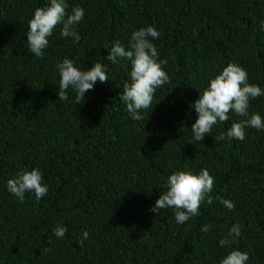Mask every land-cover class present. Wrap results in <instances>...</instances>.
I'll use <instances>...</instances> for the list:
<instances>
[{"label": "trees", "instance_id": "16d2710c", "mask_svg": "<svg viewBox=\"0 0 264 264\" xmlns=\"http://www.w3.org/2000/svg\"><path fill=\"white\" fill-rule=\"evenodd\" d=\"M85 10L76 25L81 39L61 37L57 26L43 58L28 51L26 32L38 7L50 0H0V264H220L233 250L247 264H264V129H246L243 141L220 140L232 123L213 126L193 141L198 118L191 107L210 80L231 63L247 70L264 90V0H67ZM154 26L153 43L167 59L170 83L135 121L120 100L130 83V61H107L119 41ZM65 58L87 70L107 63L109 81L76 104L59 101ZM264 119V95L250 101L249 115ZM39 168L48 193L25 201L7 190L21 169ZM209 170L213 202L177 224L174 209L150 211L177 171ZM220 198L231 200L229 210ZM239 237H229L235 224ZM210 225L207 233L201 231ZM67 228L62 239L53 235ZM89 233L83 245V233ZM51 249V251H47Z\"/></svg>", "mask_w": 264, "mask_h": 264}, {"label": "clouds", "instance_id": "9594fccd", "mask_svg": "<svg viewBox=\"0 0 264 264\" xmlns=\"http://www.w3.org/2000/svg\"><path fill=\"white\" fill-rule=\"evenodd\" d=\"M67 0H50L47 7H38L34 11L33 18L29 21L26 32L28 51L37 58H43L44 50L49 46V37L57 26H61V37H73L78 43L81 39L76 30L84 18L85 10L75 6L68 11ZM261 28L264 29V23ZM161 33L154 26L140 28L132 33L129 45L126 48L119 41L111 47L107 61L117 64L121 60L130 61V83H125L120 100L126 104V111L135 121H143L141 110L148 109L154 99L158 88L170 83V77L164 69L167 59H159L158 49L153 40L159 38ZM60 73L58 96L59 101H68V89L75 91V102L85 100V93L93 90L96 83L108 82L109 69L107 63L96 62L93 67L81 70L75 66V62L65 58L57 65ZM264 95L260 86L249 83L247 70L242 66L231 63L224 67L222 72L210 80L200 98L191 105L195 109L198 118L192 125L193 141H202L206 135H211L213 126L229 120V113L245 117L239 122L232 123L225 137L221 134L218 139L243 141L246 137V129L251 127L257 130L264 129V119L260 114L249 115L250 101ZM44 175L39 168L21 169L14 178L7 181V190L23 203L26 193H34L36 200H40L48 193V186L43 183ZM214 187V177L209 170L201 169L199 174L192 171H177L168 177L167 191L160 194L155 205L150 211L160 215L162 210L174 209L177 224L183 225L193 217L200 215V207L207 202L211 204V195ZM220 203L233 210L235 204L231 200L220 198ZM210 225H204L201 231L207 233ZM67 228L58 225L53 229V235L62 239ZM241 226L237 223L231 227L227 235L219 243L230 246L229 237H239ZM89 233L85 231L78 241L88 239ZM51 251V249H47ZM250 256L248 252L241 250L231 251L220 264H247Z\"/></svg>", "mask_w": 264, "mask_h": 264}]
</instances>
